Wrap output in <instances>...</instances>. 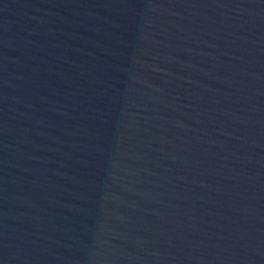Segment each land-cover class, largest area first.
<instances>
[{
	"label": "water",
	"instance_id": "water-1",
	"mask_svg": "<svg viewBox=\"0 0 264 264\" xmlns=\"http://www.w3.org/2000/svg\"><path fill=\"white\" fill-rule=\"evenodd\" d=\"M0 264H264V0H0Z\"/></svg>",
	"mask_w": 264,
	"mask_h": 264
}]
</instances>
